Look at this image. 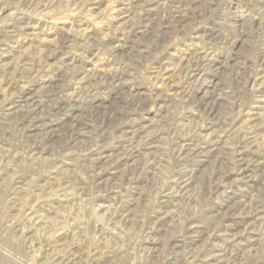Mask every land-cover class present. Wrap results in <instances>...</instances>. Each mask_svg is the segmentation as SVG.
<instances>
[{"label":"rangeland","instance_id":"obj_1","mask_svg":"<svg viewBox=\"0 0 264 264\" xmlns=\"http://www.w3.org/2000/svg\"><path fill=\"white\" fill-rule=\"evenodd\" d=\"M0 264H264V0H0Z\"/></svg>","mask_w":264,"mask_h":264},{"label":"bare ground","instance_id":"obj_2","mask_svg":"<svg viewBox=\"0 0 264 264\" xmlns=\"http://www.w3.org/2000/svg\"><path fill=\"white\" fill-rule=\"evenodd\" d=\"M38 126H39V125H38ZM84 130H85V129H84ZM189 142H190V141H189ZM191 142H192V141H191ZM160 147H161V146H160ZM173 154H174V153H173ZM156 156H157V155H156ZM99 172H100V171H99ZM183 176H184V174H183ZM184 178H185V177H184ZM186 178H187V177H186ZM177 179H178V178H177ZM190 179H191V178L189 177V180H190ZM180 181H181V180H179V182H180ZM188 183H189V181L187 180V184H186V185H188ZM180 184H181V183H180ZM184 187H185V185H183V188H184ZM188 190H189V189H188ZM259 193H260V192H258V194H259ZM261 194H262V193H260V195H261ZM258 197H259V196H258ZM260 197H261V196H260ZM260 197H259V198H260ZM260 199H261V198H260ZM252 200H253V199H252ZM258 201H259V200H258ZM261 201H262V200H261ZM259 204H260V203H259ZM261 205H263V204H261ZM252 206H253V205H252ZM192 209H193V208H192ZM251 210H252V209H251ZM257 210H258V209H257ZM257 210H256V211H257ZM253 211H255V210H253ZM253 211H252V212H253ZM248 220H249V219H248ZM161 225H162V224H161ZM252 228H253V227H252ZM249 232H250V231H249ZM262 232H263V231H262ZM262 232H261V233H262ZM245 234H246V233H245ZM259 234H260V233H259ZM259 234H258V235H259ZM262 237H263V236H262ZM221 248H222V247H221ZM182 251H183V250H182ZM195 263H196V262H195ZM197 263H199V262H197Z\"/></svg>","mask_w":264,"mask_h":264}]
</instances>
